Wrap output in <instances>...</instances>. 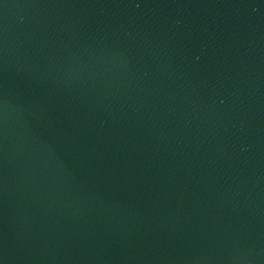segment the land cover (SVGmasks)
Returning <instances> with one entry per match:
<instances>
[{
	"label": "water",
	"instance_id": "water-1",
	"mask_svg": "<svg viewBox=\"0 0 264 264\" xmlns=\"http://www.w3.org/2000/svg\"><path fill=\"white\" fill-rule=\"evenodd\" d=\"M0 264H264V0H0Z\"/></svg>",
	"mask_w": 264,
	"mask_h": 264
}]
</instances>
